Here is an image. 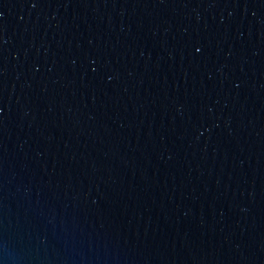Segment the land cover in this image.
I'll return each instance as SVG.
<instances>
[{"label": "water", "instance_id": "obj_1", "mask_svg": "<svg viewBox=\"0 0 264 264\" xmlns=\"http://www.w3.org/2000/svg\"><path fill=\"white\" fill-rule=\"evenodd\" d=\"M0 264H264V0H0Z\"/></svg>", "mask_w": 264, "mask_h": 264}]
</instances>
